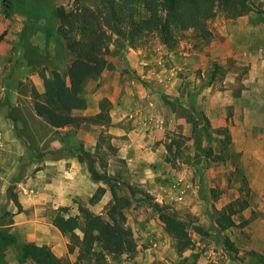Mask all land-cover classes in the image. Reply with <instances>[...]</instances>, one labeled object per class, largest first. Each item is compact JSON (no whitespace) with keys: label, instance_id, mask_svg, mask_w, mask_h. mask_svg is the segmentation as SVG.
<instances>
[{"label":"rangeland","instance_id":"374dc122","mask_svg":"<svg viewBox=\"0 0 264 264\" xmlns=\"http://www.w3.org/2000/svg\"><path fill=\"white\" fill-rule=\"evenodd\" d=\"M249 2L238 16L212 17L208 37L189 29L172 48L155 34L134 47L112 36L102 52L104 69L80 82L86 107L77 114L93 118L53 128L35 115L31 91L41 92L52 70L68 81L72 55L56 30L54 8L69 9L72 1L0 0V103L3 116L19 125L25 152L36 157L21 173L34 181L44 159L73 160L84 182L71 189L87 195L76 194L47 217L82 220L83 207L108 220L116 196L143 253L134 259L136 248L105 252L101 263L84 258L83 264H180L183 257L195 264H264V0ZM14 93L17 105L8 98ZM44 171L61 182L59 172ZM13 186L6 195L17 202ZM235 198H247L248 206L233 215L234 226L221 229L217 210ZM153 201L184 221L189 248L178 251ZM10 216L0 208V224ZM23 244L0 226V264H28ZM69 250L77 256V248Z\"/></svg>","mask_w":264,"mask_h":264},{"label":"trees","instance_id":"16d2710c","mask_svg":"<svg viewBox=\"0 0 264 264\" xmlns=\"http://www.w3.org/2000/svg\"><path fill=\"white\" fill-rule=\"evenodd\" d=\"M72 6L66 9L59 4L54 8L57 18L56 30L63 38L65 47L72 59L67 67L68 81L58 70L44 77L41 92L33 89L32 99L35 113L54 127L77 125L93 118L77 114L86 107L81 95V78L99 74L106 61L102 52L107 48L112 36L119 45L138 46L149 35L155 34L168 47H174L186 30L194 31L201 38L208 37V21L223 13L235 17L245 12L249 0H96L85 3L71 0ZM141 8L144 15L140 16ZM3 33L0 34V41ZM100 116V113H97ZM12 187L10 184L8 188ZM107 209L108 220L99 214L81 207L82 220L77 216L57 215L53 224L61 232L68 233V249L77 248L75 264H83L84 258L101 263L105 252L113 254L132 253L136 241L131 228L126 224V216L116 196ZM248 206L247 198H235L217 210L216 223L221 229L234 226L233 215ZM152 207L159 214L164 229L174 239L178 251L190 247L191 238L182 219L163 212L159 203ZM81 232V236L76 230ZM229 248L232 242L225 238ZM98 247V248H97ZM22 256L32 264H68L62 256L55 255L46 244L24 243ZM180 264H195L183 257ZM207 264H218L208 262Z\"/></svg>","mask_w":264,"mask_h":264},{"label":"crops","instance_id":"0c3cea01","mask_svg":"<svg viewBox=\"0 0 264 264\" xmlns=\"http://www.w3.org/2000/svg\"><path fill=\"white\" fill-rule=\"evenodd\" d=\"M8 98L11 104L17 105V102L20 101L16 93L12 96L9 95ZM4 114L5 108L0 103V183L2 186H0V208L6 206L11 212L8 222L0 224V226L1 228L5 227L8 232L16 236L17 240L24 241V243L46 244L55 255L65 257L68 264H74L75 259L73 257L75 258L76 252L74 253V250L67 248L66 237L47 217V211L58 205L71 202V198L76 194L81 197L87 195V193L86 195L81 194L80 191L76 193L75 190L71 189L72 186L82 187L81 181L84 182L83 179L80 181V177L74 173L75 168L79 167L73 160L70 164H66L61 158L54 162H48L44 159L43 162L46 164H43L42 168L34 174V181L30 179V176L27 178L20 171L22 164H25L26 161H32L36 157L31 154V151L27 152L26 150L25 152L24 143L16 133L18 128L14 129L15 126L19 127V125L13 124L3 116ZM37 117L40 116L37 115ZM46 124L51 126L47 122ZM53 128L55 127L53 126ZM36 160L41 161V158ZM47 167L53 169L54 173L59 172L63 177L60 178L59 184L55 183L53 175H48L44 171ZM33 168L34 165L31 166V169ZM151 174L155 176L156 171ZM10 184H14L12 190L13 193H16L17 202L14 201V198L6 195V189ZM2 202L5 206H2ZM16 203L20 205L19 208ZM142 254L137 247L134 259L139 258ZM26 259L29 264V258Z\"/></svg>","mask_w":264,"mask_h":264}]
</instances>
